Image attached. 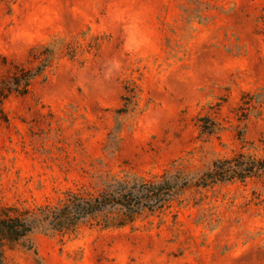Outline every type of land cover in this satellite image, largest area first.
<instances>
[{"label": "rangeland", "instance_id": "rangeland-1", "mask_svg": "<svg viewBox=\"0 0 264 264\" xmlns=\"http://www.w3.org/2000/svg\"><path fill=\"white\" fill-rule=\"evenodd\" d=\"M43 46L0 126V210L29 224L0 264H264V175L196 184L264 158V0H0V53ZM163 177L160 208H84Z\"/></svg>", "mask_w": 264, "mask_h": 264}, {"label": "trees", "instance_id": "trees-1", "mask_svg": "<svg viewBox=\"0 0 264 264\" xmlns=\"http://www.w3.org/2000/svg\"><path fill=\"white\" fill-rule=\"evenodd\" d=\"M55 51L48 46L34 48L27 60H18L9 55L0 53V126L10 123V116L5 108V101L12 95H26L30 92L34 80L46 72L53 65L56 58ZM133 92V91H132ZM264 175V158L248 161L245 155L240 154L217 163L215 168L202 176L197 185L207 186L212 183L226 180H246L248 177ZM181 186H186V182ZM178 183H171L166 177L161 182L148 179L139 185L124 189L121 198H106L96 201V204L87 202L93 211L103 209L107 204L117 202L132 208L143 203L150 208L162 207L174 194ZM28 213L16 207H6L0 210V242L4 238L18 239L29 231L26 220Z\"/></svg>", "mask_w": 264, "mask_h": 264}]
</instances>
